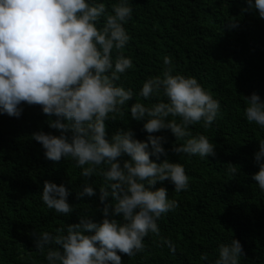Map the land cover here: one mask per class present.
I'll return each mask as SVG.
<instances>
[{
    "label": "clouds",
    "instance_id": "clouds-1",
    "mask_svg": "<svg viewBox=\"0 0 264 264\" xmlns=\"http://www.w3.org/2000/svg\"><path fill=\"white\" fill-rule=\"evenodd\" d=\"M246 3L264 18V0ZM131 4L115 0L109 11L105 0H0V114L19 117L22 102L39 104L49 127L60 134L41 130L32 138L46 158H71L81 169L85 182L77 196L95 194V182L88 183V177L99 174L104 181L101 221L81 216L79 223L54 231H34L35 248L47 264H123L119 253L135 256L144 250L149 233H159V219L179 201L169 198L165 186H151L167 180L179 193L189 188V176L178 161L165 158L157 163L167 155L166 137L151 133L169 129L176 140L184 141L172 148L178 154H216L213 140L203 133L193 135L191 126L202 122L204 128L211 127L220 100L196 77L175 71L170 55L163 58L162 72L145 79L138 93L143 101L153 96L157 101L137 99L127 107L137 95L120 83L134 68L133 58L124 52L131 40L125 27L133 16ZM228 26L236 27V21L229 20ZM244 99L246 119L264 129V99L255 92ZM125 108L131 118L144 121L147 140L135 138L131 129L108 135L106 121L123 115ZM258 142L254 157L259 170L252 178L264 191V138ZM124 155L128 159L121 163ZM227 165L229 173L239 171ZM69 191L64 184L45 180L41 198L49 209L67 216L74 210ZM109 196L112 200L105 202ZM243 255L241 242L232 238L219 245L210 264H241ZM200 259L209 261V256L204 253Z\"/></svg>",
    "mask_w": 264,
    "mask_h": 264
},
{
    "label": "trees",
    "instance_id": "trees-1",
    "mask_svg": "<svg viewBox=\"0 0 264 264\" xmlns=\"http://www.w3.org/2000/svg\"><path fill=\"white\" fill-rule=\"evenodd\" d=\"M113 2L105 0L109 11ZM131 6L133 16L125 25L131 40L124 52L133 58L134 68L120 83L137 95L127 107L143 101L140 88L149 76L162 72L166 55L172 57L175 71L196 77L221 107L211 127L204 128L202 122L191 126L193 135L203 133L213 140L215 156L175 153L173 146L183 140H176L169 129L151 133L166 137L167 155L157 163L167 158L184 164L189 188L177 193L167 180L151 186H165L179 206L161 216L159 233L144 238L143 251L132 257L119 253L123 264H210L219 245L232 238L242 244L241 264H264V191L252 178L259 170L254 153L264 129L244 115V97L255 92L264 99V18L248 9L246 0H132ZM229 20L236 21V27L230 28ZM21 107L19 117L0 114V264H47L35 248L34 231H54L79 223L81 216L101 221L104 181L99 174L88 177V183L95 182V194L77 196L85 182L81 169L71 158H46L42 145L32 138L36 131L59 135L60 130L49 127L39 104L22 102ZM128 108L106 121L108 135L131 129L135 138L147 140L144 121L131 118ZM120 159L122 163L128 157ZM229 163L239 169L235 175L228 172ZM45 180L70 190L67 199L73 212L65 216L47 207L41 198ZM111 200L109 196L105 202ZM204 253L209 261L200 259Z\"/></svg>",
    "mask_w": 264,
    "mask_h": 264
}]
</instances>
